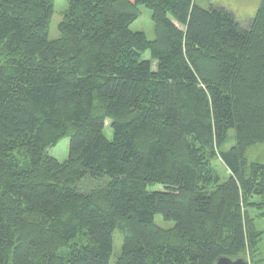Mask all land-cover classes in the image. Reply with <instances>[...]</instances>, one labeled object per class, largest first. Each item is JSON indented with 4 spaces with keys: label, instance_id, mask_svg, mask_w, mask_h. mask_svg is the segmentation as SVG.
Instances as JSON below:
<instances>
[{
    "label": "trees",
    "instance_id": "16d2710c",
    "mask_svg": "<svg viewBox=\"0 0 264 264\" xmlns=\"http://www.w3.org/2000/svg\"><path fill=\"white\" fill-rule=\"evenodd\" d=\"M139 5L153 40L130 29ZM53 10L0 0V264H264L246 156L264 144V0L246 25L196 0H67L49 40Z\"/></svg>",
    "mask_w": 264,
    "mask_h": 264
},
{
    "label": "rangeland",
    "instance_id": "374dc122",
    "mask_svg": "<svg viewBox=\"0 0 264 264\" xmlns=\"http://www.w3.org/2000/svg\"><path fill=\"white\" fill-rule=\"evenodd\" d=\"M197 4L207 8L209 5L222 6L231 11L236 19L242 24H248L249 20L255 14V11L260 4L261 0H196ZM67 9V0H54V10L53 15L49 24L48 29V39L56 40L60 37L58 30V25L61 22L64 12ZM139 17L133 21L130 25L132 31L143 32L146 37L150 40L155 38V25L151 19V11L144 5L138 6ZM149 52L144 56H148ZM106 135L110 138V129L106 127ZM233 144V141H229L225 149H228ZM68 152V140L62 139L59 143L50 149V153L57 158L59 161H62L66 158ZM247 159L249 161H257L264 164V144H255L249 146L246 152ZM215 168L217 169L220 180L224 181L228 177V169L225 165L219 160L216 159L213 161ZM159 188V187H158ZM252 214L259 215L258 211L253 210ZM257 227L264 231V218L260 220L259 218L255 219ZM154 222L157 226L165 229L173 227L174 223L172 221H166L161 215H155ZM260 244L261 254L260 256L264 258V234L263 239ZM122 245V234L119 231L113 233V254L111 256L110 262L113 263L116 256L120 252ZM248 260V258H247ZM249 261V260H248Z\"/></svg>",
    "mask_w": 264,
    "mask_h": 264
},
{
    "label": "water",
    "instance_id": "95a60500",
    "mask_svg": "<svg viewBox=\"0 0 264 264\" xmlns=\"http://www.w3.org/2000/svg\"><path fill=\"white\" fill-rule=\"evenodd\" d=\"M216 264H249V261L242 257L236 259L221 257L217 260Z\"/></svg>",
    "mask_w": 264,
    "mask_h": 264
},
{
    "label": "bare ground",
    "instance_id": "6f19581e",
    "mask_svg": "<svg viewBox=\"0 0 264 264\" xmlns=\"http://www.w3.org/2000/svg\"><path fill=\"white\" fill-rule=\"evenodd\" d=\"M249 264H250V262H249Z\"/></svg>",
    "mask_w": 264,
    "mask_h": 264
}]
</instances>
